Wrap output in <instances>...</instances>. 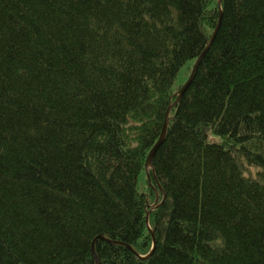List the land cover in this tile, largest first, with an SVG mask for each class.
Segmentation results:
<instances>
[{
	"label": "trees",
	"instance_id": "16d2710c",
	"mask_svg": "<svg viewBox=\"0 0 264 264\" xmlns=\"http://www.w3.org/2000/svg\"><path fill=\"white\" fill-rule=\"evenodd\" d=\"M221 15L140 195L217 0H0V264L145 255L146 198L150 259L101 264H264V0Z\"/></svg>",
	"mask_w": 264,
	"mask_h": 264
},
{
	"label": "water",
	"instance_id": "95a60500",
	"mask_svg": "<svg viewBox=\"0 0 264 264\" xmlns=\"http://www.w3.org/2000/svg\"><path fill=\"white\" fill-rule=\"evenodd\" d=\"M221 4H222V0H217V7H218V10L220 11V16H219V19H218V22H217V26H216V29L214 30L212 36H211V39L210 41L208 42L206 48L203 50V52L201 53V55L199 56V58L196 60V63L193 67V71L187 81L186 84H184V86L182 87V89L180 90V92L178 93V96H177V99L175 101V103L173 104V106L177 105L183 94L185 93V91L187 90V87L191 84V82L193 81L194 79V76L199 68V65H200V61L202 60L204 54L206 53V51L209 49V47L211 46L215 36H216V33L218 31V28L220 26V22H221ZM173 107H169L168 110L166 111L165 113V117H164V123H163V127H162V131H161V134L159 136V139L157 141V143L155 144V146L152 148V150L150 151V153L148 154L147 156V159H146V164H145V167L146 169L148 168H151L152 170V173L154 175V169H153V159H154V156L159 148V146L162 144L164 138H165V135H166V131H167V123H168V117H169V114H170V111ZM148 216H149V213H147L146 215V223L148 224ZM149 229V233H150V237H151V240H152V248L151 250L145 255V256H140L138 255L130 246L128 245H125L123 243H120V242H117V241H112V240H107L105 239L103 236H99L97 237L96 239H94V241L92 242L91 244V252H92V255L96 261V264H100V261H99V258L97 257L96 253H95V242L97 239H103L105 241H107L109 244L111 245H120V246H124L126 248H128L134 255H136V257L140 260V261H145V260H148L150 259V257L152 256L154 250H155V246H156V239H155V233L154 231L150 230V228L148 227Z\"/></svg>",
	"mask_w": 264,
	"mask_h": 264
},
{
	"label": "rangeland",
	"instance_id": "374dc122",
	"mask_svg": "<svg viewBox=\"0 0 264 264\" xmlns=\"http://www.w3.org/2000/svg\"><path fill=\"white\" fill-rule=\"evenodd\" d=\"M213 1H215V0H213ZM193 67H194L193 65L186 67L185 69H183L180 72V74H178L177 81L174 84V94H173V97H175L176 99H177L178 93L182 89V86L187 83V81H188V79H189V77L193 71ZM145 164H146V160L144 162V171L139 175V179H138L139 181H138V185H137V191L140 195H142V192L147 191L144 188L146 185V178H147V175H146L147 169L145 167ZM148 169H150V168H148ZM243 173L249 179H260V180L264 181V170H262V169H259V168L253 167V166H249L248 164L244 163L243 164ZM159 200H160V196H159V199L157 201V204L160 202ZM146 202L150 207H152V205L155 204V201L151 198H146ZM147 204H146V209L148 208ZM149 209L150 208H148L147 210H149ZM152 214L148 217L149 222L151 221ZM145 223H146V218H145ZM146 225H147V223H146ZM95 253H96V251H95ZM99 261H100V259H99ZM94 262H95V260H94Z\"/></svg>",
	"mask_w": 264,
	"mask_h": 264
},
{
	"label": "bare ground",
	"instance_id": "6f19581e",
	"mask_svg": "<svg viewBox=\"0 0 264 264\" xmlns=\"http://www.w3.org/2000/svg\"><path fill=\"white\" fill-rule=\"evenodd\" d=\"M151 169V168H150Z\"/></svg>",
	"mask_w": 264,
	"mask_h": 264
}]
</instances>
